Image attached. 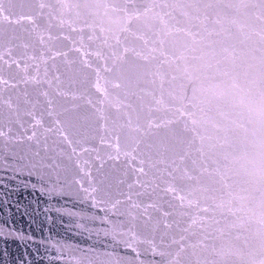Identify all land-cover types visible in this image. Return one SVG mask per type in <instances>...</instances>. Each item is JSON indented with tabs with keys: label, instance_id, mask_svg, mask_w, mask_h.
I'll return each mask as SVG.
<instances>
[{
	"label": "snow or ice",
	"instance_id": "snow-or-ice-1",
	"mask_svg": "<svg viewBox=\"0 0 264 264\" xmlns=\"http://www.w3.org/2000/svg\"><path fill=\"white\" fill-rule=\"evenodd\" d=\"M0 142L136 256L264 264V0H0Z\"/></svg>",
	"mask_w": 264,
	"mask_h": 264
},
{
	"label": "water",
	"instance_id": "water-1",
	"mask_svg": "<svg viewBox=\"0 0 264 264\" xmlns=\"http://www.w3.org/2000/svg\"><path fill=\"white\" fill-rule=\"evenodd\" d=\"M25 146L0 142V264H158L145 246L136 256L113 238L119 210L103 193L102 201L85 195L71 176L54 187L55 176L29 175L20 159Z\"/></svg>",
	"mask_w": 264,
	"mask_h": 264
}]
</instances>
